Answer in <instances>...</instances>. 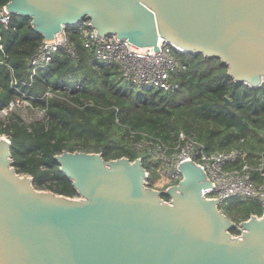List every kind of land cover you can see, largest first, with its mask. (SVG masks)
Masks as SVG:
<instances>
[{
  "label": "water",
  "instance_id": "obj_1",
  "mask_svg": "<svg viewBox=\"0 0 264 264\" xmlns=\"http://www.w3.org/2000/svg\"><path fill=\"white\" fill-rule=\"evenodd\" d=\"M6 10L47 41L89 19L101 36L155 51L165 40L219 59L235 82L264 85V0H10ZM11 147L0 137V264H264V213L233 222L203 196L213 184L191 161L161 192L141 158L63 151L55 159L74 198L39 190Z\"/></svg>",
  "mask_w": 264,
  "mask_h": 264
},
{
  "label": "trees",
  "instance_id": "obj_2",
  "mask_svg": "<svg viewBox=\"0 0 264 264\" xmlns=\"http://www.w3.org/2000/svg\"><path fill=\"white\" fill-rule=\"evenodd\" d=\"M9 1L0 0V8ZM1 38L5 54L0 49V110L20 90L45 113V119L30 126L13 115L0 120V137L9 136L15 166L32 175L38 188L79 196L55 159L63 151L103 153L107 160L140 157L152 170L147 155L133 146L143 134L172 144L185 132L208 151L243 148L251 159L264 151V85L252 88L235 82L217 58L185 54L181 61L186 68L174 79L176 91L139 90L116 65L97 61L78 35H73L77 59L60 50L33 77L28 61L44 38L31 20L13 15ZM13 77L18 85L11 84ZM224 208V213L236 209L245 215L264 211L256 201L233 200Z\"/></svg>",
  "mask_w": 264,
  "mask_h": 264
},
{
  "label": "built area",
  "instance_id": "obj_3",
  "mask_svg": "<svg viewBox=\"0 0 264 264\" xmlns=\"http://www.w3.org/2000/svg\"><path fill=\"white\" fill-rule=\"evenodd\" d=\"M12 17L6 6L0 8V49L3 54L5 49L1 44V32L11 27ZM74 34L79 36L83 47L97 61L116 65L122 77L139 90L173 92L178 89L175 75L186 68L181 61V57L185 55L182 49L162 40L159 44L160 51H155L154 47L139 48L114 34L101 36L92 27L89 19L66 26L53 41L43 39L36 54L28 61L32 77L39 70L48 67L60 50H64L72 59L78 58ZM11 84L18 85L16 78L13 77ZM18 93L19 96L11 101L7 108L0 110V113L3 112L7 116L0 117L1 119L14 114V106L19 104V97L22 95L31 103L30 99L33 97L20 90ZM133 146L139 153L147 155L151 163L152 170H147L146 182L152 189L167 192L170 188L178 186L184 178L180 165L191 161L205 171L213 184V187L203 190V196L209 200H218L221 209L233 200L256 201L264 208V151L254 159H251L243 148L208 151L195 136L185 132H180L172 144L161 138L143 134ZM153 172L158 176L154 187ZM163 199L172 203V198L167 195H164ZM239 234L241 236V233Z\"/></svg>",
  "mask_w": 264,
  "mask_h": 264
},
{
  "label": "rangeland",
  "instance_id": "obj_4",
  "mask_svg": "<svg viewBox=\"0 0 264 264\" xmlns=\"http://www.w3.org/2000/svg\"><path fill=\"white\" fill-rule=\"evenodd\" d=\"M138 89V88H137ZM14 114L13 117L15 118H19L22 119L23 122L30 126L32 123H34L35 121H42L43 119H45V113L44 111H42L40 108H37L35 106H33L28 99H26V97L24 95H22L21 97H19V104L14 106ZM2 113V114H1ZM0 113V117L5 118L7 117L5 113L1 112ZM2 120V119H0ZM1 138H7L10 139L9 136L7 134L2 135ZM128 158V157H127ZM140 158V157H138ZM136 158V159H138ZM135 159V160H136ZM22 175H27L31 178L34 179V177L28 173H21ZM153 174V173H152ZM158 179L157 174L153 176L152 178V186L154 187V185L156 184ZM36 186V185H35ZM38 188V187H37ZM41 188V189H40ZM38 188L39 190L42 191H50L49 187L43 186ZM80 196H76L74 198H79ZM224 212L226 210V208L222 209ZM263 211V210H262ZM231 212V213H230ZM264 213V211H263ZM226 215H228V217L235 222L236 224H240L244 221L249 220L252 216H257V217H261L262 215H260L258 212H248V214H243L242 211H238L236 209H232V210H228L227 213H225ZM240 233V232H239ZM234 233V231L232 232V234L234 236H240V234Z\"/></svg>",
  "mask_w": 264,
  "mask_h": 264
}]
</instances>
